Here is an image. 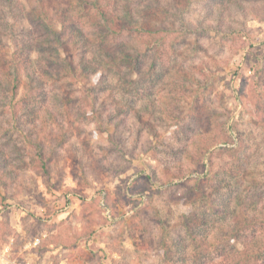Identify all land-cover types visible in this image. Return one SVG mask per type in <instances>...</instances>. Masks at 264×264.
Here are the masks:
<instances>
[{
    "label": "rangeland",
    "instance_id": "1",
    "mask_svg": "<svg viewBox=\"0 0 264 264\" xmlns=\"http://www.w3.org/2000/svg\"><path fill=\"white\" fill-rule=\"evenodd\" d=\"M131 1L134 8L144 3ZM70 3L54 0L53 13ZM161 3L153 7L165 32L154 41H163L164 51L158 61L151 55L144 61L160 71L143 86L114 93L118 104L129 99L116 130L105 122L64 123L54 107L61 123L44 127L37 118L31 145V124L13 114L16 99L0 98V264H227L230 254L198 249L180 227L171 232L174 254L165 261L156 221L169 230L181 213L206 215L223 197L207 206L196 199L219 185L225 193L226 184L214 178L231 180L227 172L237 165H247L249 185L256 183L244 205L264 209V0ZM7 8L1 0L0 17L21 31L25 23L6 15ZM3 47L0 56L10 63L11 50ZM104 102L96 107L100 114L116 113ZM207 146L205 166L198 167L194 160ZM200 177L199 194L190 195ZM213 228L203 232L208 239Z\"/></svg>",
    "mask_w": 264,
    "mask_h": 264
},
{
    "label": "trees",
    "instance_id": "2",
    "mask_svg": "<svg viewBox=\"0 0 264 264\" xmlns=\"http://www.w3.org/2000/svg\"><path fill=\"white\" fill-rule=\"evenodd\" d=\"M70 1V8H62L59 14H54V0H5L8 3L6 15L25 23L21 31L0 17V46L11 50L10 63L3 58L5 55L0 56V87H5L0 98L4 104H12L16 99L12 105L13 114L19 122L26 118L25 124H31L26 132L31 145V139L40 130V127H33L37 118L46 121L44 127L48 122L61 123L57 121L60 115L52 111L54 107L61 108L64 123L105 122L106 126L116 130L124 122L122 116L128 110L129 99H122L118 104L113 98L114 93H127L137 85L143 86L147 77L160 71L154 63L146 67L144 61L150 55L155 57L152 60L158 61L157 57L164 51L163 41H154L165 32L162 29L164 22L161 24L155 13L162 7L161 0H143L138 8L132 6L131 0ZM153 21L160 27L154 26ZM62 48L64 54L59 51ZM89 51L92 56L86 58ZM134 75L139 76V81L132 80ZM67 87L70 89L64 90ZM78 87L84 89L85 95L78 96ZM102 100L115 108L116 113L100 114L96 107ZM20 131H23L21 125ZM208 149L210 147H205L201 158L194 160L196 166H205L204 156ZM216 150L218 152L214 150L211 154L219 153L221 148ZM208 158L212 161L211 155ZM235 158L242 160L238 156ZM238 167L227 172L231 180L214 178L218 185L226 184L225 193L221 194L222 185H219L209 191L210 196L202 195L196 199L207 206L208 200L223 197L218 203H212L213 209L207 207L206 215L181 213L178 226L169 230L163 220L156 221L160 234L155 240L165 261L170 262L174 254L171 232L180 227L198 249L230 254L227 264H263L264 209L258 205H244V201L252 196L254 190L251 188H255L256 183L249 185L251 175L246 172L247 165ZM205 176L204 180L208 175ZM202 180L200 177L187 192L199 194ZM106 204L109 206V201ZM205 217H209L210 223ZM208 226L215 230L209 239L203 233ZM239 244L243 246L240 251Z\"/></svg>",
    "mask_w": 264,
    "mask_h": 264
}]
</instances>
